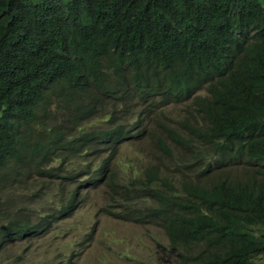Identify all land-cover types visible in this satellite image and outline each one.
Listing matches in <instances>:
<instances>
[{
  "label": "trees",
  "instance_id": "obj_1",
  "mask_svg": "<svg viewBox=\"0 0 264 264\" xmlns=\"http://www.w3.org/2000/svg\"><path fill=\"white\" fill-rule=\"evenodd\" d=\"M170 100L191 117L143 133ZM144 136L149 151L116 168ZM90 155L94 166L74 171ZM192 158L215 175L194 185L166 171L178 161L185 176ZM32 176L78 185L39 221L0 225V245L48 232L78 189L100 186L105 212L157 220L173 246L201 242L207 218L184 216L209 207L242 235L240 224L264 223V0H0V194Z\"/></svg>",
  "mask_w": 264,
  "mask_h": 264
},
{
  "label": "rangeland",
  "instance_id": "obj_2",
  "mask_svg": "<svg viewBox=\"0 0 264 264\" xmlns=\"http://www.w3.org/2000/svg\"><path fill=\"white\" fill-rule=\"evenodd\" d=\"M187 106L186 101L170 100L165 106L155 108L143 118V133L156 131L160 123L168 118L180 117L184 109L189 111V117L191 110ZM149 139L144 137V141ZM128 145L140 150L145 149L143 143L122 146L118 162L115 164L118 169L134 165L133 158L136 156L130 153ZM196 145L200 146V142L197 141ZM96 161L94 155L78 158L74 171L86 170L88 166L92 168ZM152 161L153 159L149 158L147 164ZM215 173V170L211 171L209 177ZM73 185H69V180L65 177L41 179L34 176L11 184L6 193L0 194V225L7 224L9 220L37 221L42 213L53 211L58 203L65 200L68 196L65 190ZM105 189V186H100L87 191L91 200L74 205L68 216L52 220L54 228L49 233L56 229L65 231L61 240L55 238V242L61 244V250L69 251V244L77 246L80 250L77 252L78 261L75 264H178L179 251L172 248L162 228L149 221L142 224L120 221L105 215ZM38 196L41 198L38 199ZM147 203L155 204L152 200H145L142 206ZM139 206L141 207L140 204ZM30 240L35 247L30 258L26 255L31 245L29 240H24L18 245L7 242L4 248L0 246V264H37L45 262V255L50 258L55 255L50 247L52 234ZM13 250L23 253L24 261H17L11 255Z\"/></svg>",
  "mask_w": 264,
  "mask_h": 264
},
{
  "label": "clouds",
  "instance_id": "obj_3",
  "mask_svg": "<svg viewBox=\"0 0 264 264\" xmlns=\"http://www.w3.org/2000/svg\"><path fill=\"white\" fill-rule=\"evenodd\" d=\"M171 121L172 119H167L166 121L162 122L163 130L167 129L171 125ZM144 137L139 143H132V144L143 143L145 144L144 150L150 149L149 144H150L151 139L144 141ZM168 141L170 142V140ZM204 144H205V147L207 148L208 144L206 143ZM127 148L130 152H133L135 150L141 151L140 149L131 147V145H128ZM210 153H211V157L203 158L205 163L215 161V157L213 153L212 152ZM195 161H196V158L184 160L187 166V173L185 176H182L183 170L178 161L171 164L170 167L166 171L169 172L171 175L176 176L177 178L186 179L191 184L196 185L206 174L213 171L214 169H210L209 171L206 172L202 170L200 165L196 164ZM69 185H73L69 189H75L78 185V182L75 181L73 183H70ZM91 189H94V188L91 187L90 189H85V188L78 189V191L84 190L85 192L79 198L75 200L77 202L76 205H81L85 200L92 199L91 196L87 194V191ZM106 202H107V199H105L104 197V204ZM142 202L143 201H140L139 204L141 205ZM103 208H104V205H103ZM109 210H112V211L116 210V206L109 207ZM203 211L204 213H201V211H195V212H191L184 216L187 218H191L194 216L195 217L202 216V217L207 218L206 223L208 226L204 225L203 229L199 233L201 242L195 241L196 237L187 238L186 235L184 236V238L190 239L192 241L188 245L183 242L178 241L177 243H175L176 246H173L169 241L170 245H172V248L179 251L178 264H179L180 254L189 256L190 260L188 264H264V254L259 248V246L263 245L262 237H261L262 230L264 229L263 222L254 220V221H251L245 224H240L242 226L243 233H244V235H242V233L238 229L230 227V226H227V227L224 226L225 220L221 216V213L219 210L218 211L211 210L209 207L207 209H204ZM46 212H50V211H46ZM104 213L106 216L115 218L111 214L105 212V210H104ZM57 218H60V217H57ZM57 218H53V219H57ZM39 219L37 221H39ZM24 220H28V219H24ZM120 221H123V220H120ZM127 221L135 222V221H130V220H127ZM35 222H30V223H35ZM151 223L157 227L162 228V226L157 220L151 221ZM52 226L54 228L53 224ZM53 228H49L48 232H41L39 234H35L31 237H28L22 240L9 241V242H13V244L18 245L20 242L24 240H29L31 245L29 246V249L26 252V255L28 258H30L32 252L35 251V247L32 245V242L30 239L52 234V245L50 247L52 248L51 250L55 253V255L52 258L45 255V262H38L37 264H75L78 261L77 252L80 249L75 245L69 244L70 250L62 251L61 244L56 243L55 238L61 240L62 234L65 231L64 230L58 231V229H56L53 232L49 233V231L53 230ZM6 243L7 242L5 241V243L0 246L4 248ZM203 246H206V253H205L204 261L200 263L199 261H197L196 258L201 252V250L203 249ZM11 255L17 261H24V254L21 252H17L13 250L11 252Z\"/></svg>",
  "mask_w": 264,
  "mask_h": 264
}]
</instances>
